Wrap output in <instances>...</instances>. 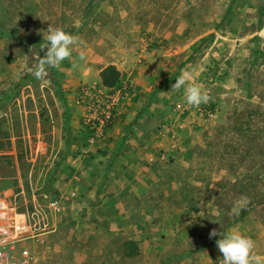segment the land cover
<instances>
[{
	"label": "rangeland",
	"instance_id": "374dc122",
	"mask_svg": "<svg viewBox=\"0 0 264 264\" xmlns=\"http://www.w3.org/2000/svg\"><path fill=\"white\" fill-rule=\"evenodd\" d=\"M49 24L82 43L39 81ZM184 70L207 104L171 91ZM0 155L43 264H219L214 228L264 260V0H0Z\"/></svg>",
	"mask_w": 264,
	"mask_h": 264
},
{
	"label": "clouds",
	"instance_id": "9594fccd",
	"mask_svg": "<svg viewBox=\"0 0 264 264\" xmlns=\"http://www.w3.org/2000/svg\"><path fill=\"white\" fill-rule=\"evenodd\" d=\"M42 33L43 43L40 45L44 55L38 58L34 70L31 72L34 78L39 81H43L47 77L49 68L58 69L64 60H71L73 51L79 48L82 43L78 35L70 34L62 27H53L50 24L47 30ZM79 59H85L82 53ZM181 88L184 90L183 97L189 107L198 108L201 104H207L212 99L203 85L194 82L191 73L187 70L182 71L176 78V82L171 86V91H178ZM249 203L247 197H240L234 202L231 214L239 216ZM216 236L220 237L216 240V245L223 257L219 264H264V260L254 254L256 245L252 238L241 234L238 230L229 229L227 232H218L214 228L209 233V238Z\"/></svg>",
	"mask_w": 264,
	"mask_h": 264
},
{
	"label": "built area",
	"instance_id": "2783aa9c",
	"mask_svg": "<svg viewBox=\"0 0 264 264\" xmlns=\"http://www.w3.org/2000/svg\"><path fill=\"white\" fill-rule=\"evenodd\" d=\"M59 206V201L51 204L53 209L60 210ZM44 232L31 224L29 215L20 212L11 197H0V264H43L34 244Z\"/></svg>",
	"mask_w": 264,
	"mask_h": 264
},
{
	"label": "trees",
	"instance_id": "16d2710c",
	"mask_svg": "<svg viewBox=\"0 0 264 264\" xmlns=\"http://www.w3.org/2000/svg\"><path fill=\"white\" fill-rule=\"evenodd\" d=\"M100 79H101V84L105 88H115L116 85L120 82L121 80V73L120 71L117 70L115 66H109L105 68L101 74H100ZM3 158L2 155H0V159ZM219 239L218 237L206 242L203 244L200 249L208 248L211 246L216 245V240ZM140 253L138 244L135 241H126L123 244V255L127 258H134L138 256Z\"/></svg>",
	"mask_w": 264,
	"mask_h": 264
},
{
	"label": "crops",
	"instance_id": "0c3cea01",
	"mask_svg": "<svg viewBox=\"0 0 264 264\" xmlns=\"http://www.w3.org/2000/svg\"><path fill=\"white\" fill-rule=\"evenodd\" d=\"M121 218H123V216H117V217L115 216L112 218L110 225L113 229L119 227V224H121V220H122Z\"/></svg>",
	"mask_w": 264,
	"mask_h": 264
}]
</instances>
